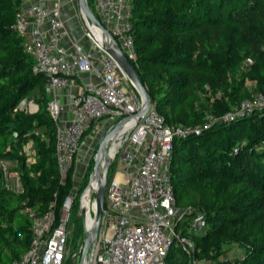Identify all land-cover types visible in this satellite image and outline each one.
<instances>
[{
	"label": "rangeland",
	"instance_id": "374dc122",
	"mask_svg": "<svg viewBox=\"0 0 264 264\" xmlns=\"http://www.w3.org/2000/svg\"><path fill=\"white\" fill-rule=\"evenodd\" d=\"M20 1L22 6L24 0ZM72 1L76 6L77 0ZM255 3L258 10L256 14L260 19L249 13L245 16L238 13L243 0H139V5L134 9L135 16H141L138 20L143 24L139 32L149 35L148 43L139 45L142 56H145L147 61L142 70L143 76L158 78L160 72L167 71L179 77L177 83L168 90L165 103L159 108L161 113L171 125L199 129L198 133L184 138L200 136L197 138L198 143L192 146L196 157L195 164L202 160V156L219 157V160L213 162L215 171L212 174L205 173L195 164L184 163L185 157L182 155L186 149L179 146L175 157L176 161L181 157L178 161L181 165L179 173L182 179L176 188L177 205L179 208L190 210L191 213H196L197 210L211 213L216 208L228 206L230 203L236 204L239 209L236 215L230 211L225 213L227 219L234 218V221L227 223L205 244H199L195 254L193 251L189 254L174 250L167 264H213L219 261H228L231 264H264V175H258V171L264 172V165L259 164L260 158L264 155V140L256 138L258 129L253 130L255 124L252 122L255 115L264 114V109H255L249 114L244 113L242 116L229 119L230 115L241 108L245 100L253 99L258 92L264 94L260 89L264 83V52L261 51L264 49V0H256ZM171 8L176 10L179 18L194 19L198 24L196 29L167 34L147 24L150 22V19H146L147 16L160 19L168 17L172 13ZM82 27L85 31L83 16ZM174 28L181 30L182 27L177 24ZM24 42L25 38L22 41L21 58L31 63L33 58L25 51ZM208 43L211 44L210 47L217 58H226L225 53L229 50L231 55L227 73L229 93L223 94L222 91L213 90L206 84L209 73L204 68V62L207 56L205 45ZM177 49L183 51L180 58L173 55ZM240 50L246 51L247 54L240 56L237 53ZM0 56H4V52ZM30 69V66H21L15 73L10 87L30 77L32 75ZM43 93L38 85L32 87L17 101L16 111L37 114L41 106H38V101ZM221 100H228L235 105L233 107L223 105ZM250 117L253 119H248ZM117 120L119 119L115 117H106L93 123L83 136L76 154V161L71 170L70 189H74L75 193L66 223L68 244L64 264L79 263L85 229L81 216L82 191L93 168V157L98 141ZM36 122L33 120V124ZM235 124L245 127L238 140L240 148L246 147L243 156L247 158L245 164H248V167L230 170L223 165L225 156L222 154L228 142L225 137L227 134L232 135L231 129L234 130ZM34 129L44 137V129L38 126ZM217 129L226 134L217 135L218 132H210ZM126 139L127 134L114 154L108 171V180L117 172L131 171L141 159V149L127 143ZM28 145L31 146L28 141L23 143V151L20 150L18 154L25 155L24 149ZM224 145L225 148H222ZM27 162L26 166L33 165ZM0 164L4 187L14 194L21 193L20 162H17V158H2ZM20 214L23 213L19 208L10 221L2 220V227L10 225L16 228L20 223L24 224ZM203 232L204 230L200 231ZM9 243L16 255L23 254L29 244L28 239L21 234L16 241L10 239ZM8 251L5 249L3 257L9 256ZM13 256L10 255L9 260Z\"/></svg>",
	"mask_w": 264,
	"mask_h": 264
},
{
	"label": "built area",
	"instance_id": "2783aa9c",
	"mask_svg": "<svg viewBox=\"0 0 264 264\" xmlns=\"http://www.w3.org/2000/svg\"><path fill=\"white\" fill-rule=\"evenodd\" d=\"M24 1L29 5V13L18 11L14 29L25 38L24 49L33 58L32 70L45 77L47 90L55 93L63 89L70 84L71 75L78 72L97 79L73 95V115L64 124L60 122L61 106L57 100L48 101L47 112L56 129L55 161L59 185L64 186L82 138L91 125L106 117H127L139 111L142 101L118 63L94 38L86 19L83 18L85 35L92 47L88 52L77 43H72L69 48L62 45L65 32L60 5L45 8L40 0ZM93 8L126 58L135 62L138 51L131 30L130 0H93ZM255 109H264L262 92L245 100L229 119ZM128 124L131 127L126 141L141 149V159L131 171L121 172V180L115 175L107 181L104 212L89 264H165L173 244L190 254L194 249L192 236L206 226V215L202 210L191 213L176 205L170 173L175 140L193 136L199 129L168 124L151 100L145 115ZM27 150V161L33 164V149ZM82 192L81 200L89 192L88 206L81 207L86 228V218L95 210V197L86 186ZM74 193V189H70L59 216L55 198L44 212L34 209L25 200L21 202L20 210L30 219V245L10 264H64L68 244L66 223ZM219 264L231 263L221 261Z\"/></svg>",
	"mask_w": 264,
	"mask_h": 264
},
{
	"label": "trees",
	"instance_id": "16d2710c",
	"mask_svg": "<svg viewBox=\"0 0 264 264\" xmlns=\"http://www.w3.org/2000/svg\"><path fill=\"white\" fill-rule=\"evenodd\" d=\"M88 5L93 12L97 15L93 8V0H87ZM230 1V0H224ZM256 0H243V5L239 8V12L242 16L247 15L248 13L253 15V17H258L256 14L258 12L257 6L255 3ZM131 5V23L133 30V37L135 46H137L138 58L135 62L131 61L134 65L139 78H141L144 86L147 90V93L150 96V99L155 103L156 109L159 113V109L164 105L165 99L168 93V90L177 83L179 77L174 73H169L167 71L160 72L158 78L143 76L142 70L145 68L146 59L145 56H142L140 43H148L149 35L148 33L142 32L139 30L142 28V25L139 22L141 16H135L134 9L139 5V0H130ZM21 10V1L20 0H0V55L4 52V56H0V160L2 158H17V162H20V178L22 182V192L19 194H14L11 190H8L4 187L3 178H2V166L0 164V264H10L15 258L20 257L21 255H16L13 248H10V239L15 240L21 234L28 239V248L30 245L31 230H30V219L24 214H20L21 218L24 220V224L20 223L16 228L12 226L2 227V220L7 219L10 221L15 215L19 208L21 207V202L25 200L30 204L34 209H38L42 212L46 211L48 203L51 199H56V213L57 216L60 215L61 205L64 198L67 196L72 185V176L70 169L67 175V183L64 186L59 185V177L57 173V162L55 161V122L51 118L50 114L47 112V104L50 99L48 95V90L46 88L45 77L42 74L34 73L32 70V63L21 58L23 53L22 41L23 38L19 33L14 29V24L16 22V13ZM170 16H164L161 19L156 17L147 16L146 19H150L147 24L154 27L156 30L161 31L162 33H175L185 30L190 32L191 30L196 29L198 24L194 19L189 18H179L176 10L171 8ZM262 12V11H260ZM98 17V15H97ZM260 19V17H258ZM145 22V21H143ZM180 24L181 30L175 29L174 27ZM154 34H150L153 36ZM7 44L9 46H7ZM264 45V44H263ZM211 44H206L205 48L207 49V56L204 62V68L209 73L206 78V84L213 90L222 91L223 94L229 93L227 81H228V67L230 64L231 55L229 50L226 51V58L220 59L215 57L214 50L210 47ZM264 52V49L261 50ZM240 56L247 54L246 51H238ZM176 58L183 56L182 49H177L173 54ZM21 66H30L31 76L25 79H22L18 85L10 87L15 73L21 68ZM38 85L41 89L42 98L38 101V106H40L39 112L37 114H25L20 111H16L17 101L26 94V92L32 87ZM260 88L264 92V83ZM43 89V90H42ZM48 95V96H47ZM164 101V102H163ZM223 105L233 107L235 104L229 103L228 100H221ZM226 106V107H227ZM164 116V115H163ZM256 116V117H255ZM248 119H253L254 128L253 130L258 129L256 138L264 140V114H258ZM165 118V117H164ZM247 119V120H248ZM33 120H36V124H33ZM166 121V119H165ZM175 121V120H174ZM177 121V120H176ZM167 122V121H166ZM168 124H171L167 122ZM231 129L232 135L227 134L226 139H228L227 147L225 152L222 154L225 156L223 165L230 170H239L240 168L244 169L248 167L247 158L243 156V151L246 147H239V135L243 133L245 127L238 126ZM233 125V126H235ZM40 127L44 129L43 135L36 133L34 127ZM229 127V126H228ZM225 128V127H224ZM222 129V128H221ZM221 129L211 130L210 132H218L217 135H223L224 133ZM236 130V132H235ZM200 137V136H199ZM188 138V139H178L175 140L174 148L172 152L171 159V179L173 189L175 191L176 205H177V187L181 182L182 177L180 176V160L177 159L179 146L185 148V154L182 155L185 157V162H190L195 164V153H193L192 146L198 143L197 138ZM31 140L36 150V163L32 166H26L24 162V155L19 153L22 149L23 143ZM208 141V140H207ZM215 144L213 143V146ZM226 145H224L225 148ZM236 149V150H235ZM264 154V153H263ZM202 156V155H200ZM202 160L198 161L195 164L199 170L205 173H211L215 171L214 161L219 160L218 156L212 158H207L202 156ZM256 161V160H254ZM264 165V155L260 158L259 164ZM194 167V166H193ZM33 173V176L29 174ZM195 174V173H193ZM258 175H264V172L258 171ZM188 184V183H187ZM231 212V214L236 215L239 212V209L236 207V204L230 203L228 206H220L213 210L211 213L205 212L206 215V226L203 233L193 235L194 239V250L195 254L199 244H205L209 239L213 238L221 229L227 225L233 219H227L225 213ZM7 232V234H6ZM184 232H186V227H184ZM27 248V249H28ZM5 249L9 250V254L14 255L10 258L9 256L3 257ZM26 249V250H27ZM174 250L178 252L185 253L183 248L177 244H173L170 250L167 253L165 264L171 259ZM22 254V253H21ZM219 262H214L213 264H219Z\"/></svg>",
	"mask_w": 264,
	"mask_h": 264
},
{
	"label": "water",
	"instance_id": "95a60500",
	"mask_svg": "<svg viewBox=\"0 0 264 264\" xmlns=\"http://www.w3.org/2000/svg\"><path fill=\"white\" fill-rule=\"evenodd\" d=\"M78 7L81 15L90 25L98 31L103 36V41L101 42V46L105 50V52L113 58L121 68L122 72L125 74L127 78L130 79L131 83L135 87L138 94L141 97V107L139 111L127 116L123 117L114 124H112L101 136L98 141V147L94 154L93 160V168L91 173L89 174V179L86 184V187L90 189V191L94 194L95 197V210L93 211L92 222L89 227L84 229L83 243L80 249V260L78 264H89L92 258L93 246L96 241V237L100 228V220L102 213L104 212V200H105V187L108 181V171L113 161V158H109L107 155V148L111 144V141L114 140V137L117 133H119L126 124L130 123L131 120L139 121L147 112V109L150 105V96L147 93V90L142 82L141 78L132 64L125 54L123 53L121 47L118 45L117 41L113 37V35L105 28V26L101 23L100 19L97 15L93 14L91 11L87 0H77ZM81 216L84 217V209L81 208Z\"/></svg>",
	"mask_w": 264,
	"mask_h": 264
},
{
	"label": "crops",
	"instance_id": "0c3cea01",
	"mask_svg": "<svg viewBox=\"0 0 264 264\" xmlns=\"http://www.w3.org/2000/svg\"><path fill=\"white\" fill-rule=\"evenodd\" d=\"M41 5L43 7H54L56 5H60V16L63 19L64 23V36L61 41L62 45H65L66 47H70L72 43L80 44L81 47H83V50L88 52L91 50V41L86 37L85 31L82 27V15L80 13L79 7H78V1L77 5H73L72 0H40ZM21 11L25 14L29 13V5L26 1L21 6ZM71 82L68 86L64 87L63 89H60L56 91L55 93H52L51 91H48L50 99L55 98L59 105L61 106V115H60V122L65 123L70 120V118L73 115L72 110V98L73 95L79 94L88 83L90 82H96L97 79H94L92 75L85 73V72H78L73 75H71L70 78ZM49 99V100H50ZM30 142L31 146L28 145L27 148L24 149L25 152V162L27 161V149L30 148L33 149L34 152V163H36V150L34 145H32V141L28 140ZM27 144V143H26ZM23 148V146H22ZM21 151H23L21 149ZM33 163V165H34ZM27 164L30 165V162H27ZM32 166V165H31ZM32 174V175H31ZM30 176H33V173L30 172Z\"/></svg>",
	"mask_w": 264,
	"mask_h": 264
},
{
	"label": "bare ground",
	"instance_id": "6f19581e",
	"mask_svg": "<svg viewBox=\"0 0 264 264\" xmlns=\"http://www.w3.org/2000/svg\"><path fill=\"white\" fill-rule=\"evenodd\" d=\"M90 31H92L94 38H96L99 41H103V36L98 31L96 28L94 29L92 26H89ZM28 106V105H27ZM130 124H126L124 128L115 135L114 140L111 141V144L107 148V155L109 158H113L115 152L117 149L121 146L122 139L124 136L129 132L130 130ZM123 175H121L120 172L116 173V179L121 180ZM88 201H89V192L85 193L82 200H81V207H87L88 206ZM92 222V215L87 216L86 218V226L89 227L91 225L90 223Z\"/></svg>",
	"mask_w": 264,
	"mask_h": 264
}]
</instances>
